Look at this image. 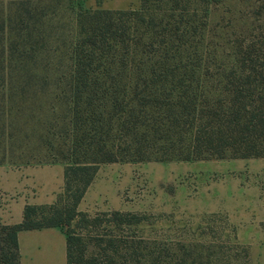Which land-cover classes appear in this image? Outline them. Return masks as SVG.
Segmentation results:
<instances>
[{"label": "trees", "instance_id": "trees-1", "mask_svg": "<svg viewBox=\"0 0 264 264\" xmlns=\"http://www.w3.org/2000/svg\"><path fill=\"white\" fill-rule=\"evenodd\" d=\"M224 1L79 10L73 32L56 48L66 60L55 66L63 70L55 78L28 72L54 67L30 65L44 10L35 0L1 8L0 105L15 87H55L40 146L47 162L65 164V182L54 202L27 203L21 221L0 222V264H21L19 230L51 225L67 232L68 264H190V243L177 256L171 245L139 233L147 213L91 214L79 204L105 162L264 156V32L242 26L236 15L220 31L213 14ZM216 38L230 42L228 57Z\"/></svg>", "mask_w": 264, "mask_h": 264}, {"label": "rangeland", "instance_id": "rangeland-1", "mask_svg": "<svg viewBox=\"0 0 264 264\" xmlns=\"http://www.w3.org/2000/svg\"><path fill=\"white\" fill-rule=\"evenodd\" d=\"M9 1L2 0L0 10ZM142 1L136 0L130 7H140ZM108 3L35 0L46 14L40 24L43 33L34 32L39 48L29 56L30 65L52 61L54 67L28 72L51 78L61 75L63 70L55 66L66 59L56 48L73 32L76 13L109 8ZM217 5L213 19L221 21L220 31L230 25L231 15H236L242 17V26L251 23L259 35L264 32V0H225ZM229 43L216 38L214 45L228 57ZM17 56L15 40L11 52L15 78ZM54 88L34 86L16 91L15 87L7 92L8 102L0 105V163H47L48 152L40 144L46 138L44 126ZM79 208L91 214L104 209L147 213L139 233L171 245L177 256L185 254L184 243H190V264H264V156L105 162ZM73 225L81 230L76 220Z\"/></svg>", "mask_w": 264, "mask_h": 264}, {"label": "crops", "instance_id": "crops-1", "mask_svg": "<svg viewBox=\"0 0 264 264\" xmlns=\"http://www.w3.org/2000/svg\"><path fill=\"white\" fill-rule=\"evenodd\" d=\"M135 1L108 0L106 5L109 8H127ZM64 170L65 164L59 161L1 162L0 222L21 221L27 203L54 202L64 187ZM18 240L21 264H68L67 232L61 225L21 229Z\"/></svg>", "mask_w": 264, "mask_h": 264}]
</instances>
